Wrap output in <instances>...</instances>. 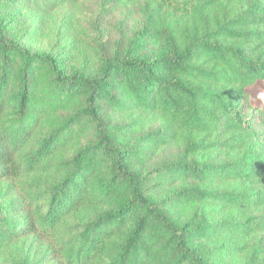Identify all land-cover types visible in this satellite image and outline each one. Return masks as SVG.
Wrapping results in <instances>:
<instances>
[{
	"label": "trees",
	"instance_id": "1",
	"mask_svg": "<svg viewBox=\"0 0 264 264\" xmlns=\"http://www.w3.org/2000/svg\"><path fill=\"white\" fill-rule=\"evenodd\" d=\"M104 2L93 57L23 41L80 0H0V264H264V0Z\"/></svg>",
	"mask_w": 264,
	"mask_h": 264
},
{
	"label": "rangeland",
	"instance_id": "2",
	"mask_svg": "<svg viewBox=\"0 0 264 264\" xmlns=\"http://www.w3.org/2000/svg\"><path fill=\"white\" fill-rule=\"evenodd\" d=\"M142 17L138 7L112 6L104 0H80L77 6H65L54 13L44 28L33 32L35 22L31 23L28 32L25 30L23 34V41L34 49L49 50L54 48L60 32L71 33L76 26L81 39L87 41L86 45L80 47L96 57L103 50L114 52L121 43H125ZM73 37L71 35L68 39ZM66 55H70V52ZM251 92V101L255 105L264 103V99H261L264 96V81L254 85Z\"/></svg>",
	"mask_w": 264,
	"mask_h": 264
},
{
	"label": "clouds",
	"instance_id": "3",
	"mask_svg": "<svg viewBox=\"0 0 264 264\" xmlns=\"http://www.w3.org/2000/svg\"><path fill=\"white\" fill-rule=\"evenodd\" d=\"M261 99H264V96H262Z\"/></svg>",
	"mask_w": 264,
	"mask_h": 264
}]
</instances>
